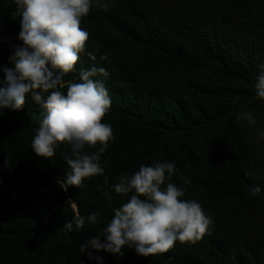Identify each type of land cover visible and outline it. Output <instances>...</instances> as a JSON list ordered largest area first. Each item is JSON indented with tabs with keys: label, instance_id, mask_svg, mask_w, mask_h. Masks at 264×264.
Instances as JSON below:
<instances>
[{
	"label": "trees",
	"instance_id": "obj_1",
	"mask_svg": "<svg viewBox=\"0 0 264 264\" xmlns=\"http://www.w3.org/2000/svg\"><path fill=\"white\" fill-rule=\"evenodd\" d=\"M101 3L81 20L85 53L65 79L81 68L107 71L94 78L111 98L101 121L113 133L100 158L104 175L62 189L68 147L51 160L31 150L39 105L26 97L19 110L0 109V264H89L79 245L127 200L114 192L108 199L104 177L115 184L153 161L174 163L170 182L212 217L211 234L149 257L100 252L103 264H264V100L253 87L264 63V0ZM18 32L15 5L0 0V67L21 43ZM246 112L255 123L237 119ZM92 212L100 214L95 224L63 229Z\"/></svg>",
	"mask_w": 264,
	"mask_h": 264
},
{
	"label": "clouds",
	"instance_id": "obj_2",
	"mask_svg": "<svg viewBox=\"0 0 264 264\" xmlns=\"http://www.w3.org/2000/svg\"><path fill=\"white\" fill-rule=\"evenodd\" d=\"M12 3L19 17L17 40L21 43L12 46L9 66L0 67V109L19 110L26 97L39 105V126L34 130L31 150L37 157L51 160L56 150L66 145L67 170L57 184L64 190L77 188L87 178L104 175L100 158L113 139L111 125L101 122L111 98L103 81L94 79L107 76V71L95 66L81 68L78 75L65 79L76 71L74 66L85 53L89 34L80 27L82 18L88 16L93 3L104 5L101 0ZM86 55L96 60L92 53ZM253 87L256 98L264 100V63L258 65ZM241 118L255 123L250 112L240 113L237 119ZM97 145V151H89ZM174 171L171 161H153L152 165L141 164L131 175L122 173L115 184L109 185L108 177H104L105 196L111 199L114 192L127 196V200L113 208L111 220L98 235L79 245V253L87 252L89 264H103L100 252L118 256L124 249H134L137 255L149 257L168 252L177 242L195 244L211 234L212 217L199 202L185 199L182 187L170 182ZM259 191L256 187L252 194ZM99 215L76 214L63 229L79 231L86 224H95Z\"/></svg>",
	"mask_w": 264,
	"mask_h": 264
}]
</instances>
